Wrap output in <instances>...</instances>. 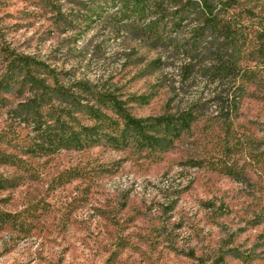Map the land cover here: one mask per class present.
I'll return each instance as SVG.
<instances>
[{
    "label": "rangeland",
    "instance_id": "1",
    "mask_svg": "<svg viewBox=\"0 0 264 264\" xmlns=\"http://www.w3.org/2000/svg\"><path fill=\"white\" fill-rule=\"evenodd\" d=\"M232 2L238 46L206 61L187 43L192 21L165 30L171 51L146 25L157 17L120 28L108 0H0V264H264V0ZM16 55L79 97L73 132L122 129L104 95L182 125L162 127V147L31 153L34 131L12 114L26 98L9 91Z\"/></svg>",
    "mask_w": 264,
    "mask_h": 264
},
{
    "label": "trees",
    "instance_id": "2",
    "mask_svg": "<svg viewBox=\"0 0 264 264\" xmlns=\"http://www.w3.org/2000/svg\"><path fill=\"white\" fill-rule=\"evenodd\" d=\"M109 5L120 7L116 13L118 25L123 28L127 23H144L147 19L157 17L150 26L154 30L156 40L171 51H177L179 47L165 30L179 31L182 23L192 21L199 24L192 35L187 38V43L195 50L205 55L206 61L218 59L225 50L235 51L238 46V28L226 18L227 11L232 5V0H108ZM108 3V2H107ZM169 11H174L175 17L180 18L173 22ZM167 19L170 23H166ZM160 22V23H158ZM161 24V25H160ZM146 26V27H147ZM163 30V32L161 31ZM171 31V32H172ZM242 36V35H240ZM169 47V48H168ZM187 45L182 46L183 51H189ZM161 67L164 62L158 61ZM14 64V65H13ZM219 72L232 75L233 79H255L254 71H244L236 67L219 68ZM9 76L16 77L13 88L16 94L26 96L13 111L14 124H27L32 127L31 153L41 156H49L66 149H82L85 147L100 146L110 143L119 149L127 146L132 140H137L144 147H162L163 138H160L162 127L176 131L180 127V121L169 115L158 117L137 118L131 115L123 106V102H116L110 96L104 95L111 105V110L122 121V129H104V126H90L82 128L79 132H73L68 126L67 117L74 113H83V106L78 96H71L61 85L54 70L45 63L28 55H16L8 70ZM5 79L0 80V88ZM79 89L83 93L93 94V89L88 85L79 83ZM92 109V108H90ZM182 125V123H181ZM154 133V135L152 134Z\"/></svg>",
    "mask_w": 264,
    "mask_h": 264
}]
</instances>
